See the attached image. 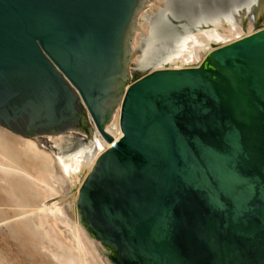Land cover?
Wrapping results in <instances>:
<instances>
[{
	"label": "water",
	"instance_id": "water-1",
	"mask_svg": "<svg viewBox=\"0 0 264 264\" xmlns=\"http://www.w3.org/2000/svg\"><path fill=\"white\" fill-rule=\"evenodd\" d=\"M147 1L0 0V126L93 137L92 121L111 143L82 179L76 207L112 264H264V9L262 23L248 19L257 30L211 43L199 64L153 68L125 84ZM219 3L165 0L139 67L235 6ZM118 103L114 140L104 126Z\"/></svg>",
	"mask_w": 264,
	"mask_h": 264
},
{
	"label": "bare ground",
	"instance_id": "bare-ground-1",
	"mask_svg": "<svg viewBox=\"0 0 264 264\" xmlns=\"http://www.w3.org/2000/svg\"><path fill=\"white\" fill-rule=\"evenodd\" d=\"M155 1L163 2L162 0ZM152 11L147 12L148 17ZM146 22L145 16L141 15L138 25L132 27V33L137 30L138 34L131 42V48L138 46L140 35L146 30ZM229 23H225L226 25L222 23L215 27H213L215 23H212L209 28L188 33L186 39L181 40L171 53L182 52L165 60L162 66L155 68H181L197 65L210 50L215 48L211 43L222 45L258 29L251 23L253 27L251 25L246 27L245 23L239 26H229ZM119 107L120 104L117 112L104 126L106 132L114 140L122 136L118 119ZM91 123L94 130L91 142L77 156H69L66 159L40 147L34 137L20 135L12 139L4 135L3 130L0 131V174L23 183L25 191L20 194L21 199L39 200V204L28 209L27 213L30 217L36 218L37 226L49 242L61 250V253L53 255L59 264H105L100 255V247L103 248L102 254L109 262L107 264H112L100 241L90 236L80 223L76 207V198L82 179L91 170L98 155L111 146L94 123L92 121ZM51 139L53 144H59L62 141V135ZM82 171L84 175L80 177L79 174ZM75 184L76 187L72 189ZM72 191L73 194H71Z\"/></svg>",
	"mask_w": 264,
	"mask_h": 264
},
{
	"label": "rangeland",
	"instance_id": "rangeland-1",
	"mask_svg": "<svg viewBox=\"0 0 264 264\" xmlns=\"http://www.w3.org/2000/svg\"><path fill=\"white\" fill-rule=\"evenodd\" d=\"M164 1L165 0H163V2ZM215 1L221 2L219 3V6L221 7L224 5L229 6L230 2H233L234 0ZM163 2L160 3L155 0H148L145 6L135 16L134 25H138L141 15L145 16L147 21L146 30L143 34H139L140 38L138 40V46L131 48V42L136 39V35L138 34L137 30H135L131 36L132 41L128 42L129 57L127 58L125 84L133 81L146 71L155 68L163 60L165 62V60H169L173 56L182 52L178 51L177 53L173 54L171 53L172 51H170V53L160 57V60L157 64H153V62L151 65L147 66V68H141L138 65L140 60L139 51L141 50L142 45L145 43L144 38L150 34L149 25L152 19L151 17L154 15L155 10H157L161 4H164ZM247 2L248 0H246L244 3H242V0H239L233 8L229 7L226 13L219 14L214 20L204 19L203 22L209 23L212 21L211 23L217 24L216 26L222 23L230 22L229 26H239V22L246 21L245 24L247 27L248 25L252 24L248 22V19L251 17L257 24L262 23L263 13L261 14V11L264 9V3H258V5H255L253 11H250L254 6L255 0L249 1L248 3ZM147 10H153L149 17L147 16V12H149ZM215 24L213 27H215ZM191 36L192 35H190V37ZM117 108L118 105L115 107L112 115L117 112ZM1 130L5 132V134L3 133L4 135L12 139L15 136H20L14 134L13 132L10 133L9 130L7 131L6 129L0 127V131ZM58 135H62V141L59 144H53L51 138ZM34 138L40 147L63 159H66L69 156H77L82 150L85 149V147L88 146L92 139L89 131L80 129H71L55 135L50 134L35 136ZM83 175L84 171L79 174V176ZM22 185V182L0 174V264H59L53 255L61 253V250L49 242L48 238L37 226L36 218L33 216L30 217L27 213L28 209L39 204V200L27 201L25 199H21L20 194H23L25 191V188H23ZM73 191L71 194L74 193ZM88 238L91 239L89 236ZM102 249L103 248L100 247V255L103 262L107 264L109 262L102 254V251H104Z\"/></svg>",
	"mask_w": 264,
	"mask_h": 264
},
{
	"label": "flooded vegetation",
	"instance_id": "flooded-vegetation-1",
	"mask_svg": "<svg viewBox=\"0 0 264 264\" xmlns=\"http://www.w3.org/2000/svg\"><path fill=\"white\" fill-rule=\"evenodd\" d=\"M163 1V0H162ZM238 1L239 0H234L233 2L231 1L230 2V5H236V3H238ZM215 25H217V24H215ZM160 27V26H159ZM159 27L156 29V32H159ZM158 61H155L153 64H157L158 62H159V60H160V58H158L157 59ZM164 62V60L161 62V63H159V65H161L162 63ZM159 65H157V66H159ZM145 68H147V67H145Z\"/></svg>",
	"mask_w": 264,
	"mask_h": 264
}]
</instances>
